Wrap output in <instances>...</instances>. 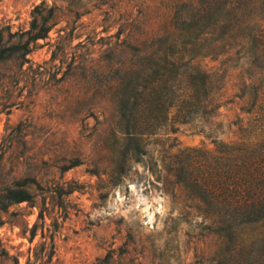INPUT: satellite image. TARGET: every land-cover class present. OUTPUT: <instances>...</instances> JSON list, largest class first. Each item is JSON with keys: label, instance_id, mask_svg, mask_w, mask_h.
<instances>
[{"label": "rangeland", "instance_id": "1", "mask_svg": "<svg viewBox=\"0 0 264 264\" xmlns=\"http://www.w3.org/2000/svg\"><path fill=\"white\" fill-rule=\"evenodd\" d=\"M174 1L0 0L6 38L28 31L43 3L62 16L27 62L1 66L0 264H200L216 252L207 202L187 187L199 164L187 157L238 140L246 61H206L224 76L213 96L220 108L142 143L117 135L107 91L82 74L108 61L118 32L124 41L130 31L141 37L156 30ZM27 178L43 189L29 186L31 202L11 203L15 189L7 188Z\"/></svg>", "mask_w": 264, "mask_h": 264}, {"label": "trees", "instance_id": "2", "mask_svg": "<svg viewBox=\"0 0 264 264\" xmlns=\"http://www.w3.org/2000/svg\"><path fill=\"white\" fill-rule=\"evenodd\" d=\"M169 8L168 18L144 36L130 31L122 41L118 32L108 61L99 69H82L83 77L89 83L92 75L107 91L103 98L115 107L117 135L142 143L169 128L176 133L175 125L212 116L220 108L213 96L224 76L206 61H246L249 77L238 96L246 117L235 123L239 138L232 144L216 142V154L208 157L190 152L187 159L199 166L195 183L187 187L202 192L211 222L207 229L219 239L216 252L200 264H264V0H175ZM61 18L57 8L43 3L35 8L28 31L8 38L0 31V70L14 58L27 62L32 46L48 40ZM185 172V167L177 169L179 182ZM29 186L43 189L37 178L22 179L7 188L15 189L8 200L31 202Z\"/></svg>", "mask_w": 264, "mask_h": 264}]
</instances>
